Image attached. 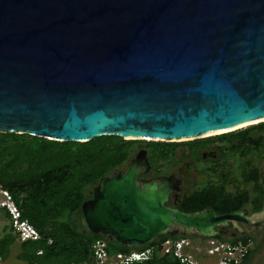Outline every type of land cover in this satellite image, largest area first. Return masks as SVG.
<instances>
[{"label": "water", "instance_id": "95a60500", "mask_svg": "<svg viewBox=\"0 0 264 264\" xmlns=\"http://www.w3.org/2000/svg\"><path fill=\"white\" fill-rule=\"evenodd\" d=\"M263 122L264 0H0V133L184 143ZM141 162L93 187L88 234L134 249L251 225L168 206L179 181L141 184Z\"/></svg>", "mask_w": 264, "mask_h": 264}, {"label": "trees", "instance_id": "16d2710c", "mask_svg": "<svg viewBox=\"0 0 264 264\" xmlns=\"http://www.w3.org/2000/svg\"><path fill=\"white\" fill-rule=\"evenodd\" d=\"M264 132V122L234 132L184 143L130 141L109 136L92 139L87 143L56 142L44 138L16 133H0V187L11 194L26 219L40 234L42 241L19 243L8 224L0 229V262H4L18 244L16 258L25 264H83L90 262L91 246L96 240L107 243L109 254L135 250L120 246L107 236L80 232L70 221L72 216L81 217V205L91 198L88 188L97 186L127 164L136 147L146 150L149 165L159 172L171 163L179 146L198 154L216 143L218 158L207 174L216 176L219 184L209 182L200 190L185 195L177 209L184 213L213 210L217 215H227L247 209L251 214L262 210L264 202V177L250 167L247 160L242 170L244 184L252 183L251 191L230 192L223 182L224 158L239 155L244 159L253 152L264 150V137L251 134ZM226 169V168H224ZM167 170V169H166ZM227 173V172H226ZM67 218V221L62 219ZM198 236H171L172 239L197 238ZM52 240L51 245L45 239ZM168 238L161 236L156 242ZM200 238V237H199ZM214 238L237 243L247 242L244 235L225 240L221 235ZM42 250L38 256L36 252ZM252 251L241 264H246ZM136 264H180L170 256L155 257Z\"/></svg>", "mask_w": 264, "mask_h": 264}, {"label": "built area", "instance_id": "2783aa9c", "mask_svg": "<svg viewBox=\"0 0 264 264\" xmlns=\"http://www.w3.org/2000/svg\"><path fill=\"white\" fill-rule=\"evenodd\" d=\"M0 220L3 225L5 222L8 224L19 243L42 241L41 234L23 218L22 211L9 191L1 187ZM45 243L51 245L52 240L47 238ZM134 249L128 252L109 254L107 243L103 240H96L91 246L90 262L83 264H136L164 256L175 258L180 264H200V261L209 264H241L251 250V242L230 243L214 237L200 236V241L194 243L189 238L172 239L168 236L155 245L150 244ZM36 254L40 256L43 251L38 250Z\"/></svg>", "mask_w": 264, "mask_h": 264}, {"label": "rangeland", "instance_id": "374dc122", "mask_svg": "<svg viewBox=\"0 0 264 264\" xmlns=\"http://www.w3.org/2000/svg\"><path fill=\"white\" fill-rule=\"evenodd\" d=\"M246 126V125H245ZM240 127L245 129L247 127ZM254 138L258 136L264 137V132L258 134L257 132H252L251 134ZM227 145L225 143H216L212 146H209L206 150L200 151L198 154H194L192 151H188V149L184 146H179L174 155L171 158V169L184 174L185 178V188L184 193H191L194 191L200 190L203 186H205L209 182H214L215 184H219L221 181L218 180L216 176L208 175L207 172L210 167L214 166V161H210V153L211 155H216L218 158V147H222ZM143 149V148H141ZM139 150L136 147L135 153ZM206 160H209L206 162ZM249 161V165L252 168L257 169L259 176L264 177V150L253 152L248 157L242 159L239 155H232L231 157L224 158L225 164L223 172L225 173V177L223 178V182L221 184H225L226 189L230 192H235L236 190L241 191H251L252 183L244 184L242 180V170L246 169V166L243 165L244 162ZM128 164L122 166L123 168H127ZM163 170L169 168L166 164L161 167ZM125 171V170H124ZM227 172V173H226ZM93 188H88L87 192L91 193ZM248 214H250L249 210ZM63 221H67V218L62 219ZM70 221H72L78 231H82L84 228L81 224V217L75 215L72 216ZM3 223L0 220V229L3 227ZM249 237V241L251 242V255L246 264H264V236L257 232L247 233L245 234ZM244 235L237 236L239 238ZM223 237V236H222ZM225 240H229L230 238L223 237ZM194 243L199 242V236L197 238L191 239ZM18 251V244L12 248L11 254L4 262H0V264H25L24 262L18 260L16 258V254ZM200 264H209L203 261H200Z\"/></svg>", "mask_w": 264, "mask_h": 264}, {"label": "flooded vegetation", "instance_id": "af4514ba", "mask_svg": "<svg viewBox=\"0 0 264 264\" xmlns=\"http://www.w3.org/2000/svg\"><path fill=\"white\" fill-rule=\"evenodd\" d=\"M140 150H145V149H140ZM140 150H138V151H140ZM137 152L133 155L132 159H130V161L127 163L128 164L127 168L131 164V161L133 160V158L135 157ZM209 155H210V159H209L210 161H214L217 159V156L215 154L211 155V153H210ZM209 160H206V162ZM147 161H148V159H147ZM168 166H169V168H167V170L159 172L156 169H154L151 165H149V167L146 168L145 163L141 162L138 165V169L141 170V173L138 176V181L141 184H144V183L150 184L153 181H156L160 178L172 176L174 179L179 181L180 190L178 192H173L169 196V200H168L167 205L170 207L177 208L182 197L185 195L191 194L192 192L191 193H184V189H186L185 188L186 182H185L184 174L172 170L170 167L171 163H169ZM127 168L121 167L117 171H124V170L126 171ZM202 211H204V210H202ZM202 211H198V212H202ZM198 212H196V213H198ZM247 216L251 220V225H248L247 228H244V225L240 224V223L230 224L227 227L217 228V231L219 232L218 235H221V236L227 237V238H233V237H237L240 235H245L247 233L257 232L261 235V237L264 236V202H263L262 210L260 212H258L256 214L250 213V214H247ZM189 236H192V235H189Z\"/></svg>", "mask_w": 264, "mask_h": 264}, {"label": "bare ground", "instance_id": "6f19581e", "mask_svg": "<svg viewBox=\"0 0 264 264\" xmlns=\"http://www.w3.org/2000/svg\"><path fill=\"white\" fill-rule=\"evenodd\" d=\"M245 125H248V124H242V125H240V126H238V127H236V128H240V127H243V126H245ZM219 133V132H218ZM212 134H214V133H211V134H203V135H201V137H204V136H207V135H212ZM183 140H187V139H178L177 141H183Z\"/></svg>", "mask_w": 264, "mask_h": 264}]
</instances>
